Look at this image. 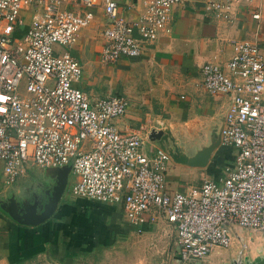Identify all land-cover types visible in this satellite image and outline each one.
Instances as JSON below:
<instances>
[{"label":"built area","instance_id":"obj_1","mask_svg":"<svg viewBox=\"0 0 264 264\" xmlns=\"http://www.w3.org/2000/svg\"><path fill=\"white\" fill-rule=\"evenodd\" d=\"M111 19L103 32L101 60L138 57L146 42L171 32L172 9L191 0H149L132 20L116 16L114 0H101ZM217 19L229 20L236 5L252 0H204ZM88 9L93 0H82ZM63 0H0V161L6 185L24 163L40 168L70 166L76 182L71 195L122 203L131 224L158 213L176 230L177 259L192 264L216 250L249 246L245 237L264 235V53L238 40L225 71L214 62L201 67L210 95L228 94L231 104L220 131L221 145L236 151L235 163L217 179L185 191L168 190L169 155L143 151L138 131L121 132L115 121L127 110L124 96L91 99L78 86L82 66L68 52L80 30L93 19L63 7ZM33 19L20 38L4 32ZM258 19L259 15L254 14Z\"/></svg>","mask_w":264,"mask_h":264},{"label":"crops","instance_id":"obj_2","mask_svg":"<svg viewBox=\"0 0 264 264\" xmlns=\"http://www.w3.org/2000/svg\"><path fill=\"white\" fill-rule=\"evenodd\" d=\"M93 1L88 9L82 0H63V7L76 14L93 13L70 47L57 46L81 64L77 86L91 99L124 96L127 110L115 124L121 132H140L146 138V154L153 155L162 146L169 151L176 148L185 159L202 165L171 158L166 171L169 191H185L206 179H217L235 163L236 151L219 142L231 97L210 95L200 70L214 62L227 71L238 40L254 42L264 53V0L239 3L229 20L217 19L204 0L176 5L171 32L146 42L140 56L122 57L113 64L101 60L103 32L111 19L102 1ZM114 1L116 16L129 21L144 11L149 0ZM33 15V10L24 11L23 24L11 23L4 32L20 38ZM153 130L163 131L165 140H150ZM214 154H222L219 166ZM75 182L70 166L40 168L27 162L8 186L0 161V264H170L177 259L176 230L158 213L147 212L138 225L131 224L122 203L72 196ZM45 208L52 211L44 221L23 223L31 211L40 215ZM235 247L216 250L192 264L245 259V253Z\"/></svg>","mask_w":264,"mask_h":264},{"label":"water","instance_id":"obj_3","mask_svg":"<svg viewBox=\"0 0 264 264\" xmlns=\"http://www.w3.org/2000/svg\"><path fill=\"white\" fill-rule=\"evenodd\" d=\"M220 131H221V129H220ZM148 138L152 141L165 140L164 132L163 131H155V130H153L149 134ZM219 140H220L219 142L221 143L220 132H219ZM159 149L165 151L169 155L170 159L175 158L177 161L185 162L186 164H188L190 166H202V165L198 164L197 161H191V160L189 161V160L185 159V157L182 154H180L179 150L176 148H175V151H173V150L169 151L166 148H164L163 146ZM207 155H208V151L204 152V156H207ZM51 211H52L51 208H45L44 211L40 215H37L34 213V211H31L30 212V218L23 221V223L32 225V224H36L38 222H42L50 215ZM261 252H262V250H261ZM238 257L240 258V259L238 258L239 260H235V261L231 262L230 264H264V257H257L253 260H249L247 258L248 256H246L245 259H242L243 261L241 260V258H242L241 256H238Z\"/></svg>","mask_w":264,"mask_h":264},{"label":"rangeland","instance_id":"obj_4","mask_svg":"<svg viewBox=\"0 0 264 264\" xmlns=\"http://www.w3.org/2000/svg\"><path fill=\"white\" fill-rule=\"evenodd\" d=\"M261 42V41H260ZM264 43V42H263ZM223 152V151H222ZM222 155V154H221ZM221 155H215V158L218 156V159L221 158ZM217 160V159H216ZM222 159L218 160L217 162V166H219L218 164L221 162L222 163ZM246 234L252 239L250 242V245L245 249V256H248L247 258H257V257H264V235L263 234H250L249 232H246ZM234 248H236L234 246ZM232 248V249H234ZM262 250V252H261ZM225 251H229V250H225Z\"/></svg>","mask_w":264,"mask_h":264}]
</instances>
